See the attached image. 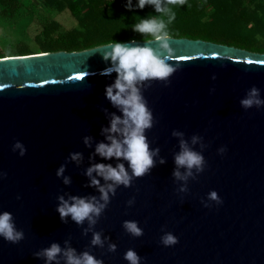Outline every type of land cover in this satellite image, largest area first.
I'll return each instance as SVG.
<instances>
[{"label": "water", "instance_id": "1", "mask_svg": "<svg viewBox=\"0 0 264 264\" xmlns=\"http://www.w3.org/2000/svg\"><path fill=\"white\" fill-rule=\"evenodd\" d=\"M169 40L174 72L166 81L138 85L153 115L145 135L150 149H159L155 165L130 187L118 186L86 234L87 220L77 225L69 216L61 222L57 196L99 198L84 175L91 164L123 163L131 171L122 158L95 154L97 143L108 142L102 129L113 114L122 117L105 97V87L117 78L114 71L103 74L113 64L105 59L111 44L0 59V171L7 172L0 179V212L12 213L24 231L18 244L0 237V264H45L35 253L54 242L77 254L87 251L104 264H129L124 259L129 248L143 258L141 264H264V105L241 104L253 87L264 100V53L202 39ZM160 43L123 44L159 51ZM86 136L92 138L90 147ZM181 139L205 160L204 170L193 169L186 181L173 176ZM16 141L27 149L23 157L13 151ZM221 146L227 148L223 156L217 152ZM76 152L82 154L79 162L70 158ZM62 164L65 171L57 177ZM213 190L222 205L208 198ZM124 221H136L143 235L126 232ZM169 231L179 242L165 247L160 237ZM93 232L102 234L103 247L91 244ZM112 243L115 252L108 250ZM52 264H66L63 254Z\"/></svg>", "mask_w": 264, "mask_h": 264}, {"label": "clouds", "instance_id": "2", "mask_svg": "<svg viewBox=\"0 0 264 264\" xmlns=\"http://www.w3.org/2000/svg\"><path fill=\"white\" fill-rule=\"evenodd\" d=\"M183 3L184 0H167V5L162 6L161 0H137L136 7L143 9L146 5H152L155 11L161 14L160 17L139 19L133 25L134 31L146 34L155 41H160L159 51L149 47L129 48L123 43L112 42L110 51L105 53V59L110 58L113 64L105 69L103 74L110 75L113 71L117 73L114 83L105 87V97L113 106L119 108L122 117L113 114L110 125L102 129V134H106L105 139L108 142L97 143L95 154L103 160L122 158L128 162V169L131 171L129 172L123 163H118L115 167L103 162L91 164L85 170L84 175L89 179L88 186L95 187L100 196L97 198L96 196L70 195L67 199L63 195L57 196L59 203L55 210L62 223H66V218L69 216L77 225H82L87 220L89 229L84 230L86 234L107 208L110 194L114 196L118 186L130 187L134 177H142L154 167V157L158 155L159 149H150L145 135L146 130L153 125V115L138 85L146 80L166 81L174 72V67L168 63L173 58L168 25L175 19L174 8L183 5ZM131 6V0H128L127 7ZM84 75L86 73L77 76L76 79L82 80ZM241 104L246 109L253 105L257 107L264 105V100L259 96V89L253 87ZM173 135L182 137L183 133L174 131ZM91 139V137H84V144L90 147ZM197 140L198 137L194 136L193 144ZM180 146L181 150L174 157L177 167L173 176L186 181L188 177L193 176V169L198 173L204 170L205 160L202 153L189 148L183 139L180 141ZM17 149H19L21 157L26 154L27 149L20 141H16L13 145V151ZM217 152L223 156L227 152L226 146H221ZM70 158L79 162L82 159V154L70 153ZM159 163H165L164 159L161 158ZM181 168L185 169L183 173L180 171ZM64 171L65 166L62 164L56 172L57 177L62 176ZM6 177L7 172L0 171V179ZM101 178L105 181L104 184H101ZM63 183L69 184L70 178L64 177ZM184 190L181 188V191ZM16 198L19 200V195ZM208 198L214 201L217 206L223 204L222 198L215 190L209 192ZM132 203L133 200L128 201V204ZM203 207L208 208L209 206L204 204ZM123 227L133 237L143 235V229L138 227L136 221H124ZM101 235L100 232H93L91 244L103 247L104 240ZM0 237L11 244H18L24 239V231L16 227L13 215L8 211L0 212ZM178 242L179 238L170 231L164 232L160 237V243L165 247L175 246ZM65 243L68 242L65 241ZM116 248L117 245L114 243L108 246V250L111 252H115ZM60 254H63L66 264H104L102 259H97L87 251L77 254L75 249L71 247L62 249L55 242L35 253L37 257L45 258V264L57 261ZM124 259L129 264H141L143 258L134 249L129 248L124 254Z\"/></svg>", "mask_w": 264, "mask_h": 264}, {"label": "trees", "instance_id": "3", "mask_svg": "<svg viewBox=\"0 0 264 264\" xmlns=\"http://www.w3.org/2000/svg\"><path fill=\"white\" fill-rule=\"evenodd\" d=\"M261 1L184 0L174 8L175 19L168 25L170 37L217 42L216 36L228 29L233 34L262 33ZM127 4L128 0H0V59L153 40L134 31L133 25L161 14L152 5L136 7L137 0H131L130 8ZM161 4L166 6L167 0Z\"/></svg>", "mask_w": 264, "mask_h": 264}, {"label": "rangeland", "instance_id": "4", "mask_svg": "<svg viewBox=\"0 0 264 264\" xmlns=\"http://www.w3.org/2000/svg\"><path fill=\"white\" fill-rule=\"evenodd\" d=\"M260 5H264V0L260 2ZM29 31L33 34L35 32V28L31 26L29 28ZM222 33L223 34L219 33V35L216 36V39H218V41L215 43L234 46L236 48H241L254 53H264V32L259 33L255 30H251L250 33L238 32L233 34L232 30L228 29L227 33L225 32V30L222 31Z\"/></svg>", "mask_w": 264, "mask_h": 264}]
</instances>
